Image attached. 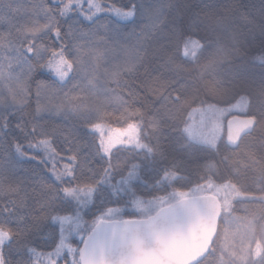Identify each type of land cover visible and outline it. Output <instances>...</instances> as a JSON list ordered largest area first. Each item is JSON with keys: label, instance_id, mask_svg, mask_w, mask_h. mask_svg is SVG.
<instances>
[{"label": "trees", "instance_id": "obj_1", "mask_svg": "<svg viewBox=\"0 0 264 264\" xmlns=\"http://www.w3.org/2000/svg\"><path fill=\"white\" fill-rule=\"evenodd\" d=\"M100 2L106 8L129 4V0ZM144 3L163 5L164 15L137 20L135 26L113 16L120 24H128L122 29L121 50L108 53L101 61L99 73L93 79L95 87L89 86L81 74L64 89L67 92L73 85H80L71 93L72 103L79 106L82 115L90 112V119L85 122L77 114L64 116L55 111L51 116L44 114L43 122L58 130L50 137L57 156L28 148L29 140L15 127L18 117H9L11 135L34 158L21 159L11 154L9 175L24 181L18 190L10 191L7 178L0 176V227L20 232L13 236L12 243H27L39 253L30 256L27 251L9 252L6 247V260L10 259L11 264L18 261L23 264V260L29 264H51L56 259L54 255L45 258L61 242L60 224L51 219V214L73 216L82 210L81 229L74 232L72 225L69 228V239L79 248L85 235L100 220L145 217L160 207H152V201L163 200V206L178 200L179 193L212 183H234L248 197L243 201L244 207L251 210L246 209L249 214L264 212V0H144ZM43 4L51 5L52 0H0V16L7 17L0 20V37H7L9 31L15 34L26 23L44 24L46 17L40 10ZM83 9L88 10L87 0ZM77 15L57 14L62 33L67 30V22ZM99 16L100 24L104 25V14ZM99 35H104L103 27ZM38 36L35 40L38 46L55 45L59 50L60 42L54 33ZM99 47L103 50V45ZM9 54L0 49L3 65L0 107L14 87V81L8 79V62L3 59ZM116 64L129 69L119 77L118 84L106 74L116 71L113 67ZM19 72L16 69L11 75ZM32 89V98L24 108L28 113L24 117L28 133L32 128L27 121L37 106L34 83ZM44 102L54 108L61 98L49 97ZM236 104L241 109L231 115L256 118L255 127L242 136L236 148L225 142L223 130L211 138L204 131L200 139L190 135V125L202 108L222 110ZM96 123L104 127L105 136L109 127L121 130L135 125L137 139L133 144H117L110 161L105 160L99 154L100 132L89 131ZM44 138L39 134L30 137L33 144ZM7 143L10 146L11 140ZM70 148L79 149V162L70 159L75 154ZM109 163L111 172L103 177V168ZM65 165L82 170L86 178L95 182L84 206L80 207L74 196L59 190L72 183L68 177L64 183L54 178V170L62 172ZM53 187L56 197L49 206L45 202L53 195ZM219 263L212 250L198 264Z\"/></svg>", "mask_w": 264, "mask_h": 264}, {"label": "snow or ice", "instance_id": "obj_2", "mask_svg": "<svg viewBox=\"0 0 264 264\" xmlns=\"http://www.w3.org/2000/svg\"><path fill=\"white\" fill-rule=\"evenodd\" d=\"M84 0H52V4H43L40 10L45 14L46 22L42 25L35 23L24 24L16 29L15 34L9 31L7 37H0V49L9 52L8 56L3 57L8 62L9 76L8 79L14 81V87L9 89V96H6L0 107V176L6 177L9 183V190L16 191L24 184L23 180L13 179L8 172L7 165L11 163V154L21 159H33L24 152V145L19 143L17 138L11 135L9 123L10 116H17L19 122L15 125L24 138L28 139V148L41 150L46 155L53 157L58 153L52 147L50 137L58 130L50 129L47 123L43 122L44 114L51 116L52 112L64 116L77 114L82 120L87 122L90 119V112L82 115L78 105L72 103L71 93L77 91L80 85H73L67 92L64 89L77 76L83 74L82 79H86L91 87H95L93 79H96L99 73L101 61L105 60L108 53L121 50L120 41L123 38L122 29L127 28L128 24H120L117 20H113L115 16L121 20H127L133 26L137 20H147L151 18H160L164 15L163 5L147 6L144 0H129V4L121 7L104 6L100 0H87L88 10L83 9ZM126 9V10H125ZM16 11V9H12ZM78 13L76 19H70L67 22V30L62 33L61 20L59 17L71 16ZM104 14L105 24H100L101 17ZM83 17V20H81ZM0 20H7V17L0 16ZM88 22V23H85ZM101 27L104 28V35L100 36ZM52 32L60 42L59 50L55 45L38 46L35 40L39 38L38 34ZM31 37V39H29ZM103 45V50L100 49ZM47 56V59L45 57ZM116 71L107 73L114 78L115 83H119V77L126 70L124 64H116L113 66ZM3 65H0V76H3ZM20 69L19 74L12 76L11 74ZM98 82V81H97ZM35 84V101L36 110L31 114V119L27 124L31 125L32 132L26 131L24 121V108L28 106L33 91L32 84ZM49 97H60L61 103L54 106L45 103ZM66 101V102H65ZM75 127L71 131H75ZM89 131L100 132L99 154L105 160L110 161L111 152L117 146L114 140L115 129L109 127L107 136L104 135V127L100 123L92 125ZM5 133H9L6 137ZM41 135L44 139L38 140L35 144L31 142L30 137ZM11 140L10 146L7 141ZM10 149V150H9ZM75 154L70 158L73 162H79V149H69ZM111 172V164L109 163L103 168V177H107ZM65 177H68L72 183L70 186L60 188L65 195H91L95 186V182L90 181L83 175V171L75 168L73 165H65L62 172L54 170V178L60 183H64ZM15 185V187H11ZM51 195L45 204L51 206L55 201L56 188H51ZM45 204H42L43 208ZM8 211V209H4ZM22 219V218H21ZM53 221H59L60 224L69 222L70 217L63 214H51ZM127 223V222H125ZM11 230H5L0 227V264H11L10 259L6 260L5 248L9 252L16 251L18 253L27 251L31 256L35 249L30 248L27 243L13 244V236L19 235ZM89 252L87 246L77 250L71 243H65L63 239L56 246L54 255L57 257L51 264H58L61 255L71 256V264H88L85 259ZM21 264V262H17ZM23 264H29L28 260H23Z\"/></svg>", "mask_w": 264, "mask_h": 264}, {"label": "water", "instance_id": "obj_3", "mask_svg": "<svg viewBox=\"0 0 264 264\" xmlns=\"http://www.w3.org/2000/svg\"><path fill=\"white\" fill-rule=\"evenodd\" d=\"M255 125L252 115L229 117L225 142L236 148ZM221 215L216 195H190L145 217L100 220L80 248L88 247V264H198L210 252Z\"/></svg>", "mask_w": 264, "mask_h": 264}, {"label": "rangeland", "instance_id": "obj_4", "mask_svg": "<svg viewBox=\"0 0 264 264\" xmlns=\"http://www.w3.org/2000/svg\"><path fill=\"white\" fill-rule=\"evenodd\" d=\"M238 108L241 109L240 104L229 106L222 110L218 108H216L218 109L216 110L211 106L202 108L198 116H195L196 121H192L193 123L190 125V135L194 139H200L203 136L202 134H204L202 131H204L207 137L211 138L215 137L223 130L225 136V123L229 117L233 116L231 113L234 110H239ZM137 132L138 129L135 125H129L125 129L116 130L114 133V140L117 144H133L137 139ZM204 193L216 195L223 206L219 235L215 244L216 247L214 246L212 249L219 259V264H264V212H262L261 215L256 214L254 216L249 214L247 210H251L248 209V207H244L245 204L243 201L248 197H244L245 195L240 192V189L229 181L193 188L187 192L179 193V195L181 196L180 198H183ZM71 196H74V199L80 207L86 204L85 202H87L86 200L88 198V195ZM150 204L152 207H162L161 205L165 204V202L163 200H154ZM159 208H157V210ZM67 216L70 217L69 222L62 225L58 221L61 228L60 239H63L65 243H71L79 250L80 247L77 248L69 239V228L72 225L75 232L82 226V224H80L82 210L77 211L73 216ZM66 232L68 233L64 234ZM34 254L39 255L38 252ZM51 257L52 255L50 254L45 255V258L50 259ZM61 258L63 259L58 260V264H71V256L62 254Z\"/></svg>", "mask_w": 264, "mask_h": 264}, {"label": "bare ground", "instance_id": "obj_5", "mask_svg": "<svg viewBox=\"0 0 264 264\" xmlns=\"http://www.w3.org/2000/svg\"><path fill=\"white\" fill-rule=\"evenodd\" d=\"M220 222H221V219H220ZM219 229H220V223H219V228H218L217 236H216V238H215V240H214V242H213V244H212V246H211L210 252L212 251V249H213V247H214V245H215V242H216L217 239H218ZM210 252H209V254H210ZM209 254H208V255H209ZM208 255H207V256H208ZM207 256H206V257H207Z\"/></svg>", "mask_w": 264, "mask_h": 264}]
</instances>
